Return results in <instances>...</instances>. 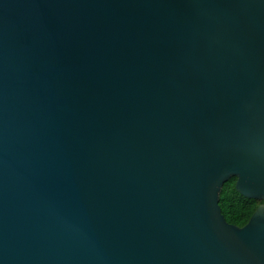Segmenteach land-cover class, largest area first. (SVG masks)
Returning a JSON list of instances; mask_svg holds the SVG:
<instances>
[{
  "label": "water",
  "instance_id": "obj_1",
  "mask_svg": "<svg viewBox=\"0 0 264 264\" xmlns=\"http://www.w3.org/2000/svg\"><path fill=\"white\" fill-rule=\"evenodd\" d=\"M264 0H0V264H264Z\"/></svg>",
  "mask_w": 264,
  "mask_h": 264
},
{
  "label": "trees",
  "instance_id": "obj_2",
  "mask_svg": "<svg viewBox=\"0 0 264 264\" xmlns=\"http://www.w3.org/2000/svg\"><path fill=\"white\" fill-rule=\"evenodd\" d=\"M236 177L227 179L219 192V205L227 222L243 226L264 200L247 198L235 188Z\"/></svg>",
  "mask_w": 264,
  "mask_h": 264
}]
</instances>
